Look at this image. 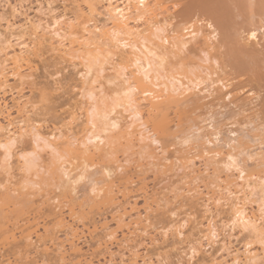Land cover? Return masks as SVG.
<instances>
[{
	"label": "rangeland",
	"instance_id": "1",
	"mask_svg": "<svg viewBox=\"0 0 264 264\" xmlns=\"http://www.w3.org/2000/svg\"><path fill=\"white\" fill-rule=\"evenodd\" d=\"M182 2H187L188 7ZM188 2L190 3V0H167L166 4L171 8L177 5L176 9L172 8L178 18L173 22L175 26L181 20L183 21L186 14L194 12L197 5L193 6L194 2L189 5ZM126 3L125 0H0V142L5 143L10 138H16L9 156H6L4 149L0 147L1 205L11 204L14 200L4 195H6V189L11 188L10 183L17 182L22 176L19 161H23L21 157L24 147L31 146L32 133L39 132L59 145L60 149H65L69 141L74 142L75 147H80L81 142L86 139L89 128L86 112L90 102L88 91L91 89L93 92V100L111 98L114 93H118L135 81V76L132 74L134 68H125L122 64H126L131 53L138 51L141 46L136 45V48L132 49L130 46L120 45L102 36L104 30L112 26L110 4L123 7ZM199 10L196 12L198 15ZM201 16L205 18L206 15L201 14ZM243 17L246 19L248 15L240 16L238 20L235 18V21L240 22ZM256 18L249 19L257 23L255 29L251 28L255 36L249 35L248 23L243 22L244 28L241 26L243 30L239 31L241 33L238 43L243 47V51L244 49L253 51L256 55L263 53L264 56V13ZM260 18L263 19L262 23L256 22L261 21ZM130 25L138 28L140 32L147 30L143 21H131ZM172 28L168 27V29ZM73 31L77 32V35H71ZM144 34L149 36V32ZM197 39L198 41H193L186 48L187 62L206 59V55L201 52L206 48L202 35ZM161 44L162 42L158 40L145 43L158 54L165 55L164 53L168 51ZM225 44L220 42L218 48L211 52V57L207 55V61L202 62L204 68L201 69L203 72L201 86L187 92L189 106L180 107L183 110L186 108V111L198 108L196 114L191 115L184 111L185 114L183 110H178L179 107L173 106L171 118L174 120L172 123L174 131L169 139L161 144L152 142L149 103L141 93L135 91L134 107L140 112L139 117L135 118L131 108L127 106L128 109L115 108L106 114V118H102L107 129L103 137L124 136L115 143V146L112 145L113 149H110L113 151L108 146L105 147L106 152L116 153L112 156H103L98 165L88 170L82 171L79 161L70 162V159H67V163L64 164V168L68 169V176L64 177L67 183L65 186L69 192H72L69 193V201L77 213L74 225L79 229L80 236L83 234L82 239L76 244L82 254L87 255L88 259L92 258L94 264L104 262L109 257L107 254L101 255V252H97L94 240L90 238L89 231L83 226L85 222L89 225L93 222L98 225L108 223L110 230L117 231L118 241L120 242L123 238L122 231H119L118 225L113 221V210L111 211L113 207L101 205L102 194L98 193L100 188L112 183L115 186L119 185V187L116 186L118 190L115 187L117 201L126 205L128 198V203L130 202L126 206L128 210L131 209L130 205L137 204L135 213L132 212V218H136L139 212L145 214L143 208L148 199L156 200L158 206H154L150 225L148 224L151 236L136 240L140 247L139 253L143 254L148 250L153 258V264H230L236 253L241 257V264H250L246 262L243 255L246 249L254 251L253 253L259 256V264H264V244L261 238L258 239L255 235L231 225L224 229L216 244L209 246L208 241L204 240V247L196 246L200 250L194 253L193 240L199 235L196 222L207 225L212 218L205 209L198 210L196 222L193 219L189 220L185 237L179 238L175 234V227L190 218L188 215L192 205L180 196L179 188L182 187L181 180L187 172L184 169H189L186 166L188 165L187 153L191 152L192 148L199 154L202 148L218 153L211 160L214 165H211L210 169H217L223 179L237 180L238 184L241 183L237 179L239 169L247 171L264 169V76H260V72L258 75L260 78L259 80L255 78V81L258 80L255 82L250 80L252 77L246 76L248 74L238 72L239 69L231 65L235 66L234 52L239 55L236 48L239 49L240 46L237 45L235 48L228 44L236 50L232 48L231 52ZM165 45L168 46L167 43ZM89 47L90 49L98 48L101 52L106 51L108 54L107 58L103 57L106 59L102 67H99L100 72L98 69V73L93 72L94 74L88 76L84 66L86 62L80 55ZM167 55V61L171 63L176 61L174 54ZM261 55L257 56L259 60L264 58ZM263 63L264 59L261 60L258 69L259 72L260 68L261 70L263 68L262 74L264 73ZM239 75L241 77H238ZM226 81H232L233 84L231 82L229 85L237 90L234 89L231 96L224 98L231 89L223 86ZM253 86L257 88L254 87L255 92L259 91L256 93L260 95L252 101L253 94L249 91ZM174 111L177 116L181 118L183 116L184 120H178ZM196 115L200 116V119L195 118ZM186 116L193 118L187 119ZM176 124L182 127L178 128ZM206 141L211 143L204 146ZM98 143L104 147L107 142L98 140L94 144ZM94 144L88 143V147L93 149ZM128 145L133 148L126 152L124 150L128 148ZM143 148L153 153L154 158L148 156L142 158L139 153ZM100 151L97 152L106 155ZM40 153L45 169L53 170L57 167L52 159L51 149L46 148ZM196 154L199 156L198 153ZM209 162L208 158L201 157L197 166L204 169V164H210ZM120 164L126 169H139L141 173L135 172L139 176H133L129 183L125 182L124 185V181L121 180L123 174L115 170ZM83 172L84 178L75 182ZM48 176L44 172L41 175L44 179L43 190L54 188ZM21 186L22 184L18 188ZM33 187L21 192L19 198L22 202L17 207H12V212L0 210V226L12 218L22 220L29 217L33 224L37 223L40 227L47 225L49 237L57 235L55 238H59L57 243L65 241L61 227L53 221V213L48 209L37 210L43 191L39 193L40 187ZM120 190L126 192V199L121 195ZM147 196L149 197L146 198ZM254 199L257 200L259 197ZM64 200L62 197L61 201ZM252 209L256 212L257 204H253ZM62 212L68 219V208H64ZM223 216H229L227 210L222 212ZM70 223H73V220ZM65 246L68 252L65 263L77 264V261L71 257L70 246L68 244ZM35 249L33 246L18 247L15 243L0 246V264H63L59 253L53 250L54 248H51L53 252L48 253L43 252L42 249ZM111 251L114 252L118 262L121 261V253L129 255L126 253L127 250L124 251L119 247V243L111 245ZM122 264L131 263L126 261ZM138 264L142 262L139 261Z\"/></svg>",
	"mask_w": 264,
	"mask_h": 264
},
{
	"label": "bare ground",
	"instance_id": "2",
	"mask_svg": "<svg viewBox=\"0 0 264 264\" xmlns=\"http://www.w3.org/2000/svg\"><path fill=\"white\" fill-rule=\"evenodd\" d=\"M125 1L127 3L123 7L119 5L113 6L110 4L109 12L112 19V26L105 29L102 36L120 45L130 46L132 49L136 48V45L141 46L138 48V51L131 53V57L127 61L129 65H127V63L124 65L122 64V67L134 68L132 74L135 76V81L118 93H114L111 98L93 100V92L91 89L88 91L90 102L88 103L86 112L87 124L89 128L87 129V134L85 136L86 139L81 142V146L84 148L81 146L75 147L74 142L69 141L66 143L65 149H60L59 145H56L53 141L42 136L39 132L32 133L31 146L29 148L24 147L22 157L20 156L23 160L22 162L19 161V170L22 172V176L17 182L10 183L12 186L11 188L6 189V195H4L7 198H14V200L11 204H0V210L7 213L12 212L13 210L11 208L14 206L17 207V205L22 202L19 195L24 189H32L34 188L33 186L40 187L38 191L39 193L40 191H43V193L41 194L42 198L37 210L41 211L43 209H48L53 213V221H56V223L61 227V233H63L66 238L65 241L57 243L59 240V238H55L57 235L49 237V230L45 223L44 224L46 226L40 227L37 223L33 224L34 222H32L29 217L23 218L22 220H13L12 218L0 226V240L2 242L0 246L15 243L18 247L21 245H24L25 247L33 246L34 249L36 248L35 250L42 249L43 252L45 251L47 253L52 251L54 248L53 250L59 253L61 262L64 264L68 255L65 245L68 244L70 246L71 257L77 261V264H94L92 258L88 259L87 255L82 254L76 244L82 239L83 234L80 236L81 234L79 233V229H77L74 225L77 213L69 201V193L72 192H69L65 186L67 183H65L64 177L68 176V169L64 168V164L67 163V159H70V162L79 161L82 171L88 170L89 168L91 169L92 167L98 165L103 156H112L116 153L112 152V145L115 146V143L121 140L124 136L113 137L107 135L106 137H103L107 129L105 127V121L104 119L102 120V118H106V114H109L113 109L115 110V108H127V106L131 108L132 115L135 118L139 117L140 112L135 109L133 98L134 92L138 91L149 103L150 115L152 119H150V128L152 133L151 140L153 143H163L164 140L171 137V134L174 131V126H172L174 120L171 118V110L173 109V106L176 105L179 107V111L183 110L180 109V107L189 106L188 104L190 100L187 99V92L195 90L201 86L203 75L201 69L204 68L202 62L207 61V55L211 57V52L218 48L220 42L221 44H231V46L235 48L237 45L240 46L239 49L241 51L238 47L236 48L237 51L233 47H229V45L227 47L230 51H233L234 49V51L240 53L238 55L234 52V54H236L235 57L233 56V64H235V66L231 65L232 67H237V69H239L238 72L244 75L248 74L246 76L252 77L250 78L251 81H255V78L259 80L261 75L264 76V73L262 74L263 68L262 70L260 68L258 72L261 60L264 59L263 53L257 52L259 55L262 54L261 56L263 59L259 60L260 58L257 57L259 55H256L253 51H251V53L246 49L243 51V47L238 43L240 40L239 34L241 33H239V31H242L244 28V24H242L243 22L248 23V33L253 36L254 31L251 32V28L254 27L255 29V25H257V23L250 20H253L254 17L256 18L257 16H261V13H264V0H190V3L188 2L189 5L194 2L195 4L193 3V6L197 5L196 8L199 7L200 10L197 8V11L199 10V15L196 13V8L193 7L194 12L191 11L193 12L192 14L191 12H189L188 15L186 14L183 21L181 20V22H179L176 26L173 22L178 18H176L177 16L172 8H175L177 5H174L171 8L166 4L167 0ZM182 3H185L184 5L187 4V2ZM186 7H188V5H186ZM200 13L202 15L205 14L208 17L205 16V18H202ZM134 14H136L135 17H132ZM245 14H247L248 17ZM243 15L248 18H246L248 22L243 17L241 18L242 20L240 22L237 21V23L235 20H238V17L240 18V16ZM261 18L259 20H261ZM262 20L256 22L262 23ZM131 21H143L147 26V30L144 32L138 31V28H134L130 25ZM200 23L202 25H200ZM209 25H211V27H209ZM238 25L240 27H238ZM241 26L243 27L242 29ZM168 27L173 28L168 29ZM145 32H149V36H145ZM171 33H173V35H171ZM71 35L75 36L77 35V32L73 31ZM201 35L204 40L202 41L205 43L206 47L201 50V52L206 55V59H201L198 62H190L188 59L189 62H187L186 56L188 55L185 53L187 46L195 40L198 41L197 38ZM153 40L161 41L162 47L165 48L168 53H164L165 55L158 54L155 50L145 45V43L153 42ZM166 43L168 46L165 45ZM158 45L160 44L158 43ZM107 54L108 52L106 51L101 52L98 48L90 49V47L85 50V52H82L80 57H82L86 62L84 65L86 68V75L89 76L90 74L98 73V69L100 72L101 69L99 67H102L101 65L105 62L104 59L107 58ZM167 54H174L176 61L173 63L167 61ZM183 54H185V57H183ZM229 54L231 55V53ZM103 57L106 58L103 59ZM229 58L232 64V59L230 56ZM250 74L251 76H249ZM259 74L260 76H258ZM238 77H241V75ZM231 82L226 81L223 86L225 88L232 89V85H229ZM254 84L256 85V83ZM236 86L238 87L237 84ZM254 87L255 86H253L249 91L253 94L251 100L257 99V95H260L257 94L259 91H256L257 93L255 92ZM231 89L228 90L224 98L228 95L231 96L233 90L236 88L233 87V89ZM199 92H202V90H199ZM185 109L182 112L187 110ZM191 109V111H186V113H191V115L196 114L198 108ZM176 111H174L176 118L180 121L184 120L183 116L181 118V116H177L175 114ZM174 117L173 119H176ZM192 118V116L187 117V119ZM195 118L200 119V116L196 115ZM181 127L182 126H179L178 128ZM15 140L16 138H10L5 143L0 142V146L4 149L6 156L10 155V152L15 144ZM98 140L101 142L106 140L107 143H105L104 147H101L99 143L95 145L94 143ZM88 143L94 144L93 149L88 147ZM210 143L211 142L206 141L204 142V146ZM106 146H108L109 149L112 148L110 149L112 151L106 152ZM46 148L51 149L52 159L55 161L54 164H57V167L53 170L45 169L43 160L41 161L40 151H43ZM131 148H133V146L131 147L128 145V148L124 151L127 152V150ZM98 150H101L106 155H103L101 151L100 153L102 155L99 154V152H97ZM200 150H202L201 154L192 148V153H187L188 158L185 156L188 164L186 166L189 169H184L185 171L187 170V172L181 180L182 187L179 188V191L181 192L180 196L183 197L186 202H190L192 206L189 209L190 214L188 216L190 218L175 227L176 236L179 238L186 236V229L189 220L193 219L194 222H196V215L199 212L198 210L202 208L205 209V212L210 213L212 218L209 219V223L207 225H204L201 222H196V225L199 228V235L195 240H193L194 243L192 249L194 253L200 250L198 247H204V240L208 241L209 246L216 244L224 229H226L229 225L234 228L238 227L243 231H247L253 236L255 235L258 239L261 238V241H263L262 244H264V169H257V171L239 169L237 179L240 180L241 183L238 184L236 182L237 180L232 181L229 178L223 179L221 175L218 174L217 169H210V166L214 165L211 160H213L218 153L211 152L206 148H202ZM194 152L198 153L199 156H197ZM139 154L142 158L144 156H148L149 158L153 157V153L147 152L146 148H143ZM201 157L202 159L208 158L211 162H209L210 164H204V169H200V166H197V162L200 161ZM116 161L120 163L119 160ZM181 162L183 163V160ZM117 168L118 169L115 170H119L118 172L123 174L121 180L124 181V185L125 182L129 183L133 176H139L141 173L139 169H126L122 164L118 165ZM43 172L49 175L48 177L52 180L51 185H53L54 188L43 190L42 185L44 177H41ZM84 172L77 177L75 182H79L84 178ZM135 172L139 174H136ZM121 180L119 179V181ZM21 184V188H18ZM116 186L112 183L97 190L99 194H102L100 201L101 205L104 204L110 205L111 208L113 207V209H111V211L113 210V221L118 225L117 228L120 229L119 231H122L123 234L121 241L119 242L117 239V231L110 230L107 225L108 223L98 225L93 222L89 225V223L87 224L85 222L83 224V226L89 231L88 235L90 238L94 240L95 247L98 249L97 252H101V255L107 254L109 257V259H105L104 262H99L98 264H122L126 263V261L131 264H138L139 261H141L142 264H153V258L149 255L148 250L146 253H139L138 248L140 247H138V242H136V240L137 238H145L149 235L151 236L148 224L152 219L151 216L155 209L154 206H158V204L156 200L151 198L152 200L150 201L148 199L145 207L143 208L145 209V214H140L138 210V216L136 218H132V212L135 213L137 204H134L135 206L133 204L130 205L131 207H129L131 209L128 210L126 207L130 203H128V198V204L126 203V205L122 201V203L117 201L118 197L115 191ZM118 187H116L117 190ZM125 189L127 190V187ZM120 193H122L121 195L124 199H126V192L121 191ZM62 197H64V201H61ZM148 197L149 196L146 198ZM256 197H259V199H254ZM253 204H257L256 212L252 209ZM66 207L69 210L67 215L68 219L62 212V210ZM249 208H251L250 211ZM224 210H227L229 213L228 217H222V212H224ZM69 219L70 222L73 220V223H70ZM171 227H169V229H171ZM165 232L167 234V231ZM115 243H119V247L124 251L127 250L128 252L126 253L129 254L126 255L121 253L120 262H118V259V261L116 260L114 252L111 251V245ZM196 246H198V249ZM243 252V255L245 256L244 258L247 260L246 262H250V264H259V256L254 254V251L252 252L251 250L246 249ZM27 253L28 252L26 251L25 254L27 255ZM240 258L241 257L236 253L234 255L233 262L230 264H241L242 260Z\"/></svg>",
	"mask_w": 264,
	"mask_h": 264
},
{
	"label": "snow or ice",
	"instance_id": "3",
	"mask_svg": "<svg viewBox=\"0 0 264 264\" xmlns=\"http://www.w3.org/2000/svg\"><path fill=\"white\" fill-rule=\"evenodd\" d=\"M209 27H211V25H209ZM255 36V33H253V37ZM0 147H2V146H0ZM229 159L231 160L232 158L231 157H229ZM233 163H235L234 161H233Z\"/></svg>",
	"mask_w": 264,
	"mask_h": 264
}]
</instances>
